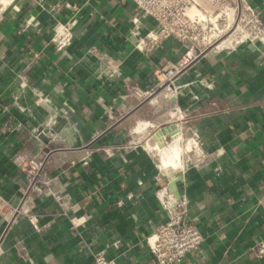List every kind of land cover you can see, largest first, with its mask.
<instances>
[{"label": "crops", "instance_id": "obj_1", "mask_svg": "<svg viewBox=\"0 0 264 264\" xmlns=\"http://www.w3.org/2000/svg\"><path fill=\"white\" fill-rule=\"evenodd\" d=\"M247 1L264 23V0ZM61 3L69 8L51 9ZM71 17L73 41L57 50L52 28ZM133 21L141 34L152 27L131 0H21L6 13L0 193L10 205L19 203L24 174L16 159L34 155H46L49 188L26 201L37 229L23 215L0 216V264H91L100 251L117 264H155L145 238L181 215V206L183 221L197 225L203 242L179 264H264L258 254L264 242V42L194 61L167 95L168 109L178 105L180 114L160 115L166 106L159 100L161 111L151 118L146 93L160 68L184 50L173 39L156 52L137 50ZM101 54L115 66L107 67ZM20 74L27 79L23 88ZM178 133L197 139L206 156L183 169H164L170 159L163 140ZM144 141L161 154L159 180ZM174 177L179 197L169 187Z\"/></svg>", "mask_w": 264, "mask_h": 264}, {"label": "built area", "instance_id": "obj_2", "mask_svg": "<svg viewBox=\"0 0 264 264\" xmlns=\"http://www.w3.org/2000/svg\"><path fill=\"white\" fill-rule=\"evenodd\" d=\"M21 0H0V25L4 22L8 11L15 10ZM141 17L148 19L151 28L141 34L140 27L133 21L134 47L145 53L156 52L163 47L168 40H175L183 47V54L177 62L167 61L159 70L163 80H171L180 75L184 69L194 61L200 59L209 51L221 52L235 49L241 42L231 47H220L228 36L236 34L238 25L243 23V29L247 36L255 34L264 37V23L262 14L258 7L252 6L247 0H131ZM200 1V2H199ZM69 8L67 3L57 4L51 7L52 10ZM194 8L193 14L188 9ZM74 11V8H72ZM73 17V16H72ZM67 19L66 22H56L52 28L50 42L57 50L69 47L73 41L74 19ZM230 17H233L230 20ZM230 21L232 24H230ZM241 26V25H240ZM248 42H252L249 41ZM141 47H138V43ZM208 51V52H207ZM107 67H114L109 56L101 54L99 58ZM177 78V77H176ZM175 78V80H176ZM20 87L27 85L24 74L18 75ZM174 80V81H175ZM160 81V79H159ZM175 90V88H173ZM146 93L147 97L152 92ZM37 97V103L42 102L43 96L33 90ZM135 93H138L134 89ZM175 116L180 114L179 106L171 110ZM191 143L193 150L188 153L187 164L202 160L206 155L201 143L194 138H187L186 143ZM46 155H34L28 159L17 158L18 165H21L24 174V184L21 190V198L15 206L10 205L0 193V216L11 220L18 216L27 217L29 223L37 229V219L26 204V201L33 196L46 194L49 188V181L45 179L44 161ZM185 166V167H186ZM161 177L158 170L157 180ZM118 204H121L119 201ZM181 215L158 226L145 238L149 254L155 264H179L189 254L199 251L203 242V235L197 225L184 222ZM183 209V210H182ZM116 247V243L113 245ZM258 254L264 256V242L259 244ZM91 264H117L114 259L108 258L104 252L92 254Z\"/></svg>", "mask_w": 264, "mask_h": 264}, {"label": "rangeland", "instance_id": "obj_3", "mask_svg": "<svg viewBox=\"0 0 264 264\" xmlns=\"http://www.w3.org/2000/svg\"><path fill=\"white\" fill-rule=\"evenodd\" d=\"M241 25V27L242 26H244L243 25V23H241L240 24ZM242 29H243V27H242ZM246 34V31H245V29H243V31H241L240 32V35H245ZM246 37V36H245ZM248 42V39H246L245 41H242L241 43L243 44V43H247ZM208 52V51H207ZM210 52V51H209ZM179 75H177L176 77H178ZM175 77V78H176ZM175 78H173V79H171V80H163V78H161L160 77V75H157V78H156V81H155V90L152 92V95L149 97V101H151V105H152V108H149V116L151 117V118H157V116H158V112H160L161 110H159L158 111V103H159V100H160V102L162 101V103L160 104V105H162L163 103H165V106L168 104L167 102H168V100H169V98L170 97H168L167 95L169 94L170 96H172L173 94H174V89H173V87H174V84H175ZM159 79H160V81H159ZM173 93V94H172ZM158 94L160 95L159 97H158ZM156 97H158V98H156ZM154 98V99H153ZM155 100V101H153V100ZM172 109L171 108H169L168 109V107L166 106V109L164 110V111H162L161 113H160V115L162 114L163 115V113L165 112H167L168 114H169V118H174L175 116L173 115V114H171L172 113V111H171ZM172 115L174 116V117H172ZM171 116V117H170ZM139 131H141V130H138V132ZM174 136V135H173ZM172 136V137H173ZM187 138L188 137H186V136H184V135H182V138H181V141L180 142H182L181 143V145H182V147H183V149L185 148V143L187 142ZM164 141V146H162V147H166V149H168V147L170 146L169 144H171V141H172V139L171 138H167L166 140H163ZM148 143L150 144V142L148 141ZM147 141L145 142H142L141 143V145L143 146V148L151 155V157H152V159L154 160V162H155V164L159 167V161H160V152H159V150L158 149H156V150H154V151H152V152H150L149 150H148V147H147ZM103 149H107L108 148V146L106 147V146H104V147H102ZM188 151V150H187ZM169 154V158H172V156H173V154L170 152V153H168ZM188 155V154H187ZM183 157V156H182ZM186 157V156H185ZM174 158V157H173ZM172 158V159H173ZM187 159V158H186ZM182 167V165H180L179 164V167H177V168H175V169H172V170H177V169H180ZM160 168V167H159ZM169 169V168H168ZM160 172V171H159ZM168 172H169V170H168ZM168 172H166V174L168 173ZM161 173V172H160ZM163 173V172H162ZM164 174V173H163Z\"/></svg>", "mask_w": 264, "mask_h": 264}, {"label": "bare ground", "instance_id": "obj_4", "mask_svg": "<svg viewBox=\"0 0 264 264\" xmlns=\"http://www.w3.org/2000/svg\"><path fill=\"white\" fill-rule=\"evenodd\" d=\"M200 2V1H199ZM196 10L194 8H190L188 9V13L191 15L195 12ZM233 17H230V20H232ZM230 24H232V22L230 21ZM236 34L233 33L232 35L228 36L223 42L220 43V47H231L233 46L235 43H239V42H242V41H245L247 38H249V41H260V42H264V37L262 35H259V34H255L254 36H247L246 34L245 35H240V32L243 31L242 27L240 25H238L237 29H236ZM246 36V37H245ZM138 47H141V43L138 42ZM172 114L174 115V113L172 112ZM180 134H175L173 137H172V141H171V144H169L170 146L168 147V149H166V153L169 156L168 153H172L173 156L172 158H169L170 161L168 162V165L167 167H165L164 169H167V168H170V169H175L177 167H179V164L182 165L181 169H183V167L186 166L187 164V154L189 152H191L193 150V146L188 149V151L186 150V148H182L181 147V142H180ZM191 144V143H190ZM159 145V144H158ZM166 148V147H165ZM186 150V151H185ZM183 156V157H182ZM156 167L159 169L160 171V168L156 165ZM168 171V170H166ZM175 179V177L173 178ZM172 179V180H173Z\"/></svg>", "mask_w": 264, "mask_h": 264}, {"label": "water", "instance_id": "obj_5", "mask_svg": "<svg viewBox=\"0 0 264 264\" xmlns=\"http://www.w3.org/2000/svg\"><path fill=\"white\" fill-rule=\"evenodd\" d=\"M178 183L179 179L175 178L169 182V187L173 191L176 197H179V192H178Z\"/></svg>", "mask_w": 264, "mask_h": 264}]
</instances>
